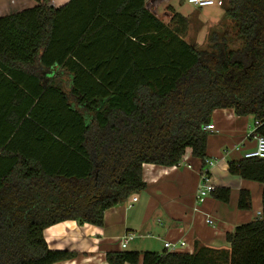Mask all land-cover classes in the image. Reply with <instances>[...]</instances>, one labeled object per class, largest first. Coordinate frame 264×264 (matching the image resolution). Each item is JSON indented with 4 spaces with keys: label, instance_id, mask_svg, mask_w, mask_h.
<instances>
[{
    "label": "trees",
    "instance_id": "1",
    "mask_svg": "<svg viewBox=\"0 0 264 264\" xmlns=\"http://www.w3.org/2000/svg\"><path fill=\"white\" fill-rule=\"evenodd\" d=\"M34 1L0 18V264L73 260L44 230L101 227L106 210L145 190L144 164L177 166L190 150L204 168L215 110L251 116L264 136V0H223L202 49L183 38L187 17L171 9L164 23L146 0ZM228 172L263 187L261 215L227 233L228 248L111 252L107 263L264 264V159ZM250 206L240 191L238 208Z\"/></svg>",
    "mask_w": 264,
    "mask_h": 264
},
{
    "label": "crops",
    "instance_id": "2",
    "mask_svg": "<svg viewBox=\"0 0 264 264\" xmlns=\"http://www.w3.org/2000/svg\"><path fill=\"white\" fill-rule=\"evenodd\" d=\"M69 1L51 0L49 5L57 9ZM176 5L173 6L175 12L188 17L178 12ZM35 6L34 0H0V18ZM210 124L214 130L209 133L217 136L207 139L206 160L213 161L214 166L205 165L204 170L209 172L214 189H229L226 202L217 200L211 194L196 208L195 193L203 168L201 162L191 156L190 150L185 152L177 166L144 164L142 180L145 190L106 210L101 227L64 221L44 230L43 236L50 250L76 254L73 260L59 264H108L107 253H162L167 251L165 243L183 242L184 246L176 252L186 254L193 253L195 242L211 249L228 248L225 235L259 217L263 187L228 172V163L244 158L246 153L256 148L254 139L245 138L248 135L246 129L249 128L247 116H237L232 109H219L213 112ZM251 131L253 129L249 133ZM238 144H241L240 148L235 150ZM240 191H247L250 195L251 206L248 210L238 208ZM208 218L213 220L212 225L207 223ZM126 234L133 235L134 239L127 243L125 249H121L120 240Z\"/></svg>",
    "mask_w": 264,
    "mask_h": 264
},
{
    "label": "rangeland",
    "instance_id": "3",
    "mask_svg": "<svg viewBox=\"0 0 264 264\" xmlns=\"http://www.w3.org/2000/svg\"><path fill=\"white\" fill-rule=\"evenodd\" d=\"M175 4H177L176 6L178 8V12H183L184 14L188 15L187 18L190 20L189 32H187L183 38L188 42L194 43L197 49L204 48L208 35V29L212 26H215L216 23L221 20L223 16L222 10L216 7H206L201 10H197L194 6L183 3L180 0H146L147 7L159 20L164 23L168 22L170 11L171 9L174 10L173 6ZM198 24H201L200 30L198 28ZM247 118L249 120V128L246 129V134L249 133V131L254 127L253 118L251 116H247ZM216 136L217 134L215 133H209L208 139ZM240 145L241 144H238V146Z\"/></svg>",
    "mask_w": 264,
    "mask_h": 264
},
{
    "label": "built area",
    "instance_id": "4",
    "mask_svg": "<svg viewBox=\"0 0 264 264\" xmlns=\"http://www.w3.org/2000/svg\"><path fill=\"white\" fill-rule=\"evenodd\" d=\"M183 3H187L191 6H194L195 9H203L206 7H216L221 8L223 5V0H180ZM260 125L259 121H254V127L252 128L253 131L248 133L246 135V139L252 138L256 142V148L254 151L246 153L244 155V158H256V159H264V136L255 134L256 128ZM205 131H213L214 127L213 125L209 124L204 128ZM240 146H236L234 149L239 150ZM183 159V157H182ZM205 165L208 167H213L214 162L206 160ZM214 191V186L211 182V178L209 176V172L204 170V168L201 170V173L199 175V184L197 187V191L195 193V203L196 208H198L200 205H202L206 198L209 197V195L212 194ZM136 201V198L133 199V202ZM261 213H258V216H260ZM207 223L212 225L214 222L212 219H207ZM134 239V236L131 234H126L121 240H120V248L125 249L127 247V243ZM184 246V243H178V244H172V243H165L164 247L168 252H176L178 249Z\"/></svg>",
    "mask_w": 264,
    "mask_h": 264
}]
</instances>
